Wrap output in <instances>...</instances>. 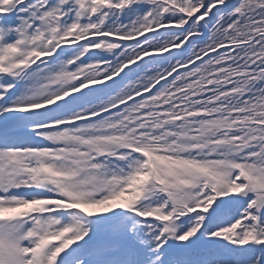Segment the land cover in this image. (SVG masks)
<instances>
[{"label":"snow or ice","instance_id":"snow-or-ice-1","mask_svg":"<svg viewBox=\"0 0 264 264\" xmlns=\"http://www.w3.org/2000/svg\"><path fill=\"white\" fill-rule=\"evenodd\" d=\"M0 264H264V0H0Z\"/></svg>","mask_w":264,"mask_h":264}]
</instances>
